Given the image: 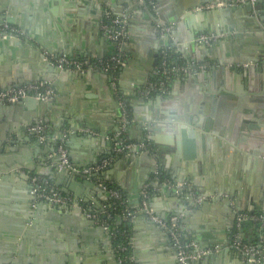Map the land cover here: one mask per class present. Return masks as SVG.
<instances>
[{
    "label": "crops",
    "instance_id": "1",
    "mask_svg": "<svg viewBox=\"0 0 264 264\" xmlns=\"http://www.w3.org/2000/svg\"><path fill=\"white\" fill-rule=\"evenodd\" d=\"M127 1L108 0L119 9L123 7L122 14L129 15V42L123 48L127 66L116 74L117 95L110 73L100 69L65 70L57 75L51 69L54 66L42 58L47 51L90 59L113 54L116 44L100 29L109 11L103 10L105 4L97 0H0V24L8 22L22 32L12 38L18 44L14 52L8 46L0 47V89L50 78L47 82L54 90L52 104L46 108L23 103L0 106V264H118L111 234L90 220L82 208L33 200L30 191L34 178L46 179L73 200L98 209L110 204L99 182L119 189L128 207L135 211L129 223L134 264H179L166 229L144 214L140 192L137 197L135 191L152 183L154 164L169 179L189 183L195 194L181 196L156 187L148 200L154 213L162 219L178 216L186 242L200 249H219L191 264H264V258L253 263L243 260L232 246L237 232L241 240L256 242L260 228L254 222L245 223L242 238L235 227L236 213L264 214V157L248 155L235 146L239 142L234 140L253 121L254 112L232 123L229 115L224 117L222 121L232 129L233 141L216 136L209 140L188 135L177 139L164 127L150 131L155 113L162 108L180 113L197 106L202 93L196 88L198 84L187 85L182 80L184 73L173 78L161 96L147 92L157 76L162 50L174 51L185 63H194L191 57L204 58L196 64H207L206 71L219 67L231 70L228 75L232 84L245 90L242 77L239 79L234 69L264 67V3L226 7L222 13L201 20L205 34L219 28V37L206 49L193 48L189 55L181 51V42L176 39L186 40L190 30L183 26L176 37L174 33H162L156 26L157 21L169 23L159 15L171 18V0H155L154 11L144 1ZM118 96L129 110L128 139L147 140L149 151L139 156H116L104 171L89 179L77 174L76 191H69L73 179L64 180L54 174L58 145H64L78 168L110 155V137L120 121ZM156 98L161 101L154 102ZM203 102L209 107L212 98L206 93ZM243 103L252 104L247 98ZM144 118L151 119V123ZM37 124L46 127L43 142L28 131ZM78 124L81 126L75 129ZM84 180H90L93 189L84 185ZM197 195L205 198L198 202Z\"/></svg>",
    "mask_w": 264,
    "mask_h": 264
},
{
    "label": "built area",
    "instance_id": "2",
    "mask_svg": "<svg viewBox=\"0 0 264 264\" xmlns=\"http://www.w3.org/2000/svg\"><path fill=\"white\" fill-rule=\"evenodd\" d=\"M147 3L151 10L156 9L155 0H140ZM264 3V0H227L217 4H203L197 7V10H210L213 8L230 7L240 4H250L256 6L258 3ZM126 14H114L110 11L105 12L103 20L100 24V29L106 38L116 44V50L110 56L104 59H90V58H74L68 57L65 54H55L53 52H44V60L59 70H74L76 72H85L95 69H100L104 72L110 73L113 76L111 86L117 94V77L119 70L127 66V59L124 53V45L128 41V18ZM159 31L162 33H170L173 25L163 21H157L156 24ZM22 35L21 30L10 25L8 22L0 24V37H19ZM218 34H201L197 37V41L206 44L216 40ZM170 50H162L159 54L157 76L153 82L150 83L147 92L157 93L162 95L166 92L168 83L178 74L187 73L190 70L205 69L207 64L196 63H169L168 52ZM54 90L49 82L38 81L35 83L25 84L19 87H11L7 89H0V106L6 104H14L17 101L32 97L38 101H47L52 98ZM118 95V94H117ZM118 106L120 109V121L117 131L110 137L112 140L111 154L102 158L99 162L84 166L81 168L75 167L70 161L67 149L62 143L57 147V152L61 156L59 167H64L68 173L79 174L87 179L93 175L100 174L112 162L116 156H130L141 155L145 151H149L150 146L147 140H139L136 142L130 141L127 135V127L130 124V115L126 102L118 96ZM28 131L36 134L40 142L46 140V127L44 124H37L28 128ZM152 183H146L140 191V209L144 214L155 224L166 229L173 248L175 249L177 261L179 264H187L189 262L201 260L205 257L213 255L218 252L216 248L200 249L190 242L183 239L182 230L179 225V218L176 215L168 219H162L157 216L153 209L149 206L148 200L150 194L156 187H163L165 190L176 195L193 197L192 186L185 181H174L164 176L159 167L154 164L151 169ZM34 185L30 191V195L34 201L46 202L59 206H77L84 210L85 215L94 223L111 234L114 241V250L118 264H134L133 256L131 254V246L133 244V237L129 231L117 230L109 224L112 219V214L109 212L110 208H118L119 212L116 214V222L118 225L122 221L131 222L135 217V211L128 207L125 197L121 191L115 187L107 185L104 182H99L98 187L106 194L110 200L109 206L104 208H96L90 205H83L77 200H73L68 195L63 194L59 189L55 188L48 180L34 178ZM197 200L200 202L205 196L197 195ZM235 227L240 230L245 223L254 222L260 226L261 232L256 242H246L240 239L238 232L232 239V246L241 255L243 260L248 262H259L264 258V214L263 213H247L237 212L235 215ZM112 227V228H111ZM120 237L122 241L115 244V239Z\"/></svg>",
    "mask_w": 264,
    "mask_h": 264
},
{
    "label": "water",
    "instance_id": "3",
    "mask_svg": "<svg viewBox=\"0 0 264 264\" xmlns=\"http://www.w3.org/2000/svg\"><path fill=\"white\" fill-rule=\"evenodd\" d=\"M135 0H128L129 3H134ZM174 3V9L171 10V18H166V16L159 15L161 20L169 22L173 24L172 30L170 33H174L176 37V31H180L181 27H186L187 30H190L191 35L186 40H178L181 44L179 45L184 51L189 55L193 53V48L199 46H205L206 49L208 46L204 42L197 41V37L200 34L206 33V28L203 26V19H207L212 17L215 14L222 13V11L226 10V7L221 8H213L210 10H197V7L203 4H217L219 2H226L227 0H171ZM98 3L105 4L103 10H109L114 12L115 14H122L124 8H117V6L110 4L108 0H97ZM145 3V2H144ZM155 16L151 18L155 20ZM169 33V34H170ZM219 33V28L209 30L208 34ZM129 41L126 42V44ZM125 44V45H126ZM167 45V44H166ZM8 46L13 51L18 47V44L13 43V39L11 37L2 38L0 37V47ZM14 52V51H13ZM43 58V57H42ZM191 61L194 63L203 62L204 58H192ZM53 72L57 75H61V72H66L65 70H59L55 67L51 68ZM237 73V77L239 79L242 77L243 83L245 86V90L239 89L236 85L232 84V79L228 75L231 73V70H225V68H216L214 71H206L204 69L190 70L186 73V77H182V80L186 82L187 85L193 86V83L198 84L196 88L199 89L201 95L199 94V104L193 105L188 111L175 113L172 110H167L165 108L159 109L155 113L156 121L152 122L153 126L150 128V131H158L160 127L166 128V130L171 134L176 135L178 139L181 137L185 139L186 135L193 139H204L209 140L216 137L224 138L225 140L231 139L233 141V136H231L232 129L230 127H226L224 121V117L226 115L230 116L231 123L235 118H242L247 116L250 112H254V119L251 123H249L244 129L242 133L238 134L237 139L235 141L239 142H231L232 144H236L235 146L253 157H264V67H256L251 66L249 68L243 69L241 71L234 69ZM257 73L259 75H257ZM234 75V74H233ZM261 78V79H260ZM46 81H51L50 78H46ZM22 86V83L14 84L11 86H7L6 88L11 87H19ZM195 87V86H194ZM238 88V89H237ZM224 92L219 96V92ZM207 93V97L210 96L212 98V103L208 107L203 102V95ZM250 99L252 102L251 105H244L243 101L245 99ZM159 102L161 99L156 98L154 102ZM28 104V105H37L42 108H46L51 106L52 100L51 98L47 101H38L32 97H27L17 101L15 104ZM120 114L118 111L117 116ZM146 122L151 123V119H142ZM143 122V123H146ZM145 125V124H144ZM66 126V125H65ZM64 126V127H65ZM81 125L78 124L75 129H78ZM87 127H90L89 124L86 123ZM71 133H74L75 130L72 128ZM241 143V144H240ZM177 148L179 149V141L175 142ZM56 156L54 158V174L59 177L65 179H73L68 187L69 191H76L74 186L76 182V174L68 173L64 167H59L61 162V156L58 152H56ZM71 157V154H69ZM98 175V174H97ZM56 182V181H55ZM57 185H59L56 182ZM84 185L89 186L93 189V183L90 180H84ZM61 190L69 194L68 190ZM141 188L139 187L136 191L137 197H139V192ZM79 194H76L78 197ZM45 202H42V204ZM255 227L258 224L254 225ZM243 227L240 229L241 237H244ZM258 236L260 235L261 229L258 227ZM189 262L187 264H191Z\"/></svg>",
    "mask_w": 264,
    "mask_h": 264
},
{
    "label": "trees",
    "instance_id": "4",
    "mask_svg": "<svg viewBox=\"0 0 264 264\" xmlns=\"http://www.w3.org/2000/svg\"><path fill=\"white\" fill-rule=\"evenodd\" d=\"M168 61H169V63H179V64H181L183 62V60L180 58V56L177 53H175L174 51L168 52ZM109 212L112 214V219L109 220V224L113 228L116 227L117 230L129 231V222H127V221H122L118 225L114 224L116 222V214H118V212H119L118 208H114V207L110 208ZM121 241H122V239L118 236L115 239V244L120 243Z\"/></svg>",
    "mask_w": 264,
    "mask_h": 264
}]
</instances>
